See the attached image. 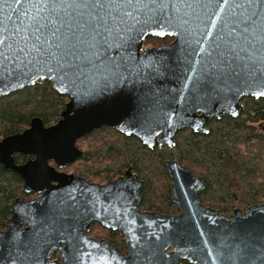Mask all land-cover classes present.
Segmentation results:
<instances>
[{
	"label": "water",
	"instance_id": "obj_1",
	"mask_svg": "<svg viewBox=\"0 0 264 264\" xmlns=\"http://www.w3.org/2000/svg\"><path fill=\"white\" fill-rule=\"evenodd\" d=\"M151 36L174 39L147 47ZM43 80L68 102L56 123L34 117L0 139V163L41 194L12 203L0 264H264V203L204 206L205 182L177 160L166 166L179 214L142 211L132 169L105 184L60 170L102 126L174 147L181 131L208 133L244 97H264L260 0H0V97ZM94 221L123 235L127 255L89 235Z\"/></svg>",
	"mask_w": 264,
	"mask_h": 264
},
{
	"label": "trees",
	"instance_id": "obj_2",
	"mask_svg": "<svg viewBox=\"0 0 264 264\" xmlns=\"http://www.w3.org/2000/svg\"><path fill=\"white\" fill-rule=\"evenodd\" d=\"M166 39L172 37H149L146 44ZM67 102L68 97L48 80L0 97V138L22 132L34 117L42 118L47 126L56 123ZM243 102L245 109L237 117L225 115L210 120L208 133L181 131L173 148L150 149L134 135L102 126L82 137L87 145L84 155L65 170H79L90 180H105L116 178L133 165L147 179L146 201H160L166 211L176 213L177 206L169 200L171 179L164 161L177 160L205 182L200 194L204 206L227 215H232L235 208L247 211L254 204L264 203V129L259 125L264 121V97L247 96ZM90 146L97 151L96 174L88 173ZM19 196H25L23 179L0 163V230L6 228L11 204ZM92 234L106 238L121 252L127 248L119 231L95 225Z\"/></svg>",
	"mask_w": 264,
	"mask_h": 264
},
{
	"label": "flooded vegetation",
	"instance_id": "obj_3",
	"mask_svg": "<svg viewBox=\"0 0 264 264\" xmlns=\"http://www.w3.org/2000/svg\"><path fill=\"white\" fill-rule=\"evenodd\" d=\"M151 37H153V36H151ZM154 38H160V39H163V37H154ZM166 38V37H165ZM168 38V37H167ZM173 37H172V39H166V40H164V41H160V42H158V40H156V42H153V43H150L148 46H147V44H146V46L147 47H154V46H159V45H162V44H166V43H170V42H172L173 41ZM148 40V39H147ZM146 40V41H147ZM260 127L261 128H263L264 129V121H262L260 124ZM5 137V136H4ZM4 137H1L0 139H2V138H4ZM82 138H80V139H78L77 140V142H76V145H77V147L78 148H80L83 152H85V150H86V148H87V145L85 144V143H83L84 141H86L85 139H83L82 141ZM81 141V142H80ZM145 145V144H144ZM145 146H147V145H145ZM148 147V146H147ZM164 147H169V148H173V147H170V146H168V145H162V146H155V147H153V148H150V147H148V148H150V149H154V148H158V149H163ZM96 153H97V151H96V149L93 147V146H90V158H89V167H88V173L89 174H96V173H98V169H96L95 170V168H96V165H95V163H94V159H95V157H96ZM16 155H20V156H18V157H16ZM84 155V154H83ZM82 157V156H81ZM14 158H15V162L17 163V164H19V165H21V164H24V163H26L27 161H28V157L26 156V155H24L23 153H15L14 154ZM32 158H34L33 156H32ZM80 158V157H79ZM79 158H77V159H79ZM77 159L74 161V163H71V164H75L76 162H77ZM167 161H173L172 159H167V160H165L164 161V165H165V167H166V169H167V166H166V162ZM50 163H51V165H54L55 163H54V161H50ZM3 165V164H2ZM70 165V164H69ZM4 166V165H3ZM68 166V165H67ZM66 166V167H67ZM66 167H63V168H61L60 170L61 171H66V172H69V173H75V174H77V175H80V176H82V172L81 171H79V170H71V171H68V170H65V168ZM77 167H79L78 165L77 166H75V168H77ZM7 169V168H6ZM129 169H132V173L134 174V175H137L138 176V178H139V180L140 181H142V183H143V186H142V190H141V194H142V200H141V202H140V209L142 210V211H154V212H160V213H162V214H179L180 213V210H179V208H178V206H177V208H178V212H176V213H173V212H168V211H166L165 209H166V206H163V203H161L160 201H157V202H155L154 204L151 202V201H146V199H145V184H146V182H147V179L144 177V176H141L140 175V173L137 171V170H135V168H134V166L133 165H130L127 169H125L121 174H119L116 178H107V179H105V180H103V179H95V180H90V179H88V178H86V177H84V176H82V177H84V178H86L88 181H90V182H96V183H100V184H105V183H107L108 181H110V180H112V181H116L118 178H120V177H126V172L129 170ZM11 170V169H10ZM167 172H168V169H167ZM168 176L170 177V175H169V172H168ZM170 179H171V183H170V194H169V200H170V202L172 203L173 202V199H172V191H171V185H172V182H173V180H172V178L170 177ZM23 186H24V180H23ZM24 191V190H23ZM25 192V196H22V197H20V198H22L23 200H26V201H29V200H31V199H34V198H36L37 196H39V195H41V194H39V193H37V192H31V193H28V192H26V191H24ZM18 198V197H17ZM14 202V201H13ZM12 202V203H13ZM169 203V202H168ZM12 205V204H11ZM171 208V207H170ZM11 216V215H10ZM10 218V217H9ZM8 218V219H9ZM95 225H101L102 226V224L99 222V221H94L93 223H92V229H93V227L95 226ZM7 229V227L5 228V229H3V230H6ZM92 229H91V231L89 232V235H91V236H93V237H96V236H94L93 234H92ZM97 239H101V238H98V237H96ZM122 238H123V235H122ZM64 245V244H63ZM112 245V244H111ZM113 246V245H112ZM117 248V247H116ZM119 250V249H118ZM121 254H123V255H127V248L125 249V250H123L122 252L121 251H119ZM58 250L57 251H55L54 253H53V255L51 256V258H49V261H53V260H55V259H58ZM58 260H60V259H58Z\"/></svg>",
	"mask_w": 264,
	"mask_h": 264
},
{
	"label": "snow or ice",
	"instance_id": "obj_4",
	"mask_svg": "<svg viewBox=\"0 0 264 264\" xmlns=\"http://www.w3.org/2000/svg\"><path fill=\"white\" fill-rule=\"evenodd\" d=\"M82 2L84 3H94V4H98V5H103L106 0H82ZM260 3L264 4V0H260Z\"/></svg>",
	"mask_w": 264,
	"mask_h": 264
},
{
	"label": "rangeland",
	"instance_id": "obj_5",
	"mask_svg": "<svg viewBox=\"0 0 264 264\" xmlns=\"http://www.w3.org/2000/svg\"><path fill=\"white\" fill-rule=\"evenodd\" d=\"M148 46V45H147Z\"/></svg>",
	"mask_w": 264,
	"mask_h": 264
}]
</instances>
